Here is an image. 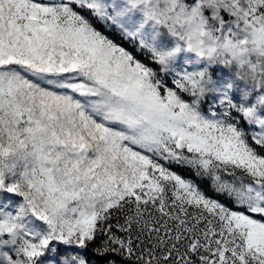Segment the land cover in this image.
Instances as JSON below:
<instances>
[{
    "label": "snow or ice",
    "instance_id": "6c2138e0",
    "mask_svg": "<svg viewBox=\"0 0 264 264\" xmlns=\"http://www.w3.org/2000/svg\"><path fill=\"white\" fill-rule=\"evenodd\" d=\"M0 264H264V0H0Z\"/></svg>",
    "mask_w": 264,
    "mask_h": 264
}]
</instances>
